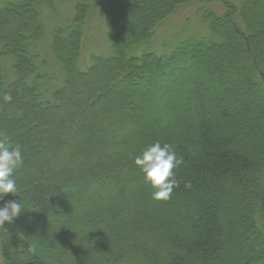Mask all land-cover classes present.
Returning a JSON list of instances; mask_svg holds the SVG:
<instances>
[{
	"label": "trees",
	"instance_id": "obj_1",
	"mask_svg": "<svg viewBox=\"0 0 264 264\" xmlns=\"http://www.w3.org/2000/svg\"><path fill=\"white\" fill-rule=\"evenodd\" d=\"M262 2L0 0V140L24 156L0 206L27 209L1 264H264ZM154 140L184 161L167 202L133 163Z\"/></svg>",
	"mask_w": 264,
	"mask_h": 264
},
{
	"label": "clouds",
	"instance_id": "obj_2",
	"mask_svg": "<svg viewBox=\"0 0 264 264\" xmlns=\"http://www.w3.org/2000/svg\"><path fill=\"white\" fill-rule=\"evenodd\" d=\"M12 99L9 93L3 96L5 103H10ZM23 163L21 146L0 140V200L9 194H18L19 188L14 173ZM133 163L143 175L145 183L152 189L153 201L167 202L172 198L174 190L180 186L174 170L184 163L183 157L177 154L173 145L154 140L134 157ZM185 187L190 188L191 184L187 183ZM25 210L27 209L22 201L10 200L4 203L0 206V227L13 223Z\"/></svg>",
	"mask_w": 264,
	"mask_h": 264
},
{
	"label": "rangeland",
	"instance_id": "obj_3",
	"mask_svg": "<svg viewBox=\"0 0 264 264\" xmlns=\"http://www.w3.org/2000/svg\"><path fill=\"white\" fill-rule=\"evenodd\" d=\"M65 9L68 11V7H65ZM257 10L260 12V14H264V2H262V4H260L257 8ZM66 11V12H67ZM178 19H176V16L171 20V22L164 24L162 27H160V29L158 30V36H157V42H162V39L164 40V42L168 45V43L170 44V46H172L173 44V35L176 33L177 30L180 29L181 24L184 22V20L186 19V16L183 14H178L177 15ZM123 22V26L124 28L127 29V21H125L126 19L129 20H133V17L127 14H123V17H121ZM194 21H191L190 24H193ZM192 27L195 25H191ZM95 26L93 27V30L90 32V37L88 42H86V44L84 45V49L83 53L85 57L90 56V54L92 53H97L98 51V43L102 44L104 43L103 41V37H106V32L104 33L103 31L98 30L99 33L94 34L95 32ZM99 39V41H98ZM104 47V46H103ZM84 57V58H85ZM209 85V84H208ZM173 99H171L170 102H172ZM170 103H162V101H157V107L161 110L162 109V105L166 106ZM103 106V105H101ZM162 111V110H161ZM152 116L159 118V115L157 113H154ZM129 133L136 135L137 131L135 130H128ZM140 133V131H139ZM127 137V133H124L122 136H119V140L120 141H124ZM107 138H109L107 136ZM111 140V139H110ZM107 143L109 144L110 142L107 141ZM81 149H83V146L80 147ZM82 151V150H81ZM90 196H93L92 194H90ZM0 264H1V260H0Z\"/></svg>",
	"mask_w": 264,
	"mask_h": 264
}]
</instances>
